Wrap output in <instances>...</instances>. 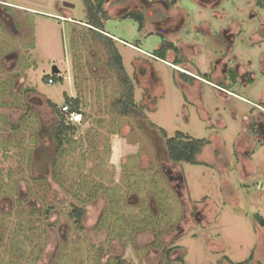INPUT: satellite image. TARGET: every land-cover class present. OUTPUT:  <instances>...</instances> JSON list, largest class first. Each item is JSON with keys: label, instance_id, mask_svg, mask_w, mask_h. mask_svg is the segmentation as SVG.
I'll use <instances>...</instances> for the list:
<instances>
[{"label": "rangeland", "instance_id": "rangeland-1", "mask_svg": "<svg viewBox=\"0 0 264 264\" xmlns=\"http://www.w3.org/2000/svg\"><path fill=\"white\" fill-rule=\"evenodd\" d=\"M129 2L150 20L157 3H103L104 29L121 39L116 46L141 115L112 108L121 92L116 73L88 28L71 21L85 20L82 0H0V264H236L251 255L250 264H264V226L256 218H264V147L256 146L249 175L234 158L249 106L206 84L187 98L171 64L124 45L141 39L152 51L159 42L118 16ZM176 2L186 19L180 38L203 47L193 57L203 70L213 58L206 30L236 22L234 57L256 81L233 91L264 106L261 1ZM53 67L61 80L46 82ZM65 95L80 99L82 121L53 164L47 101L61 107ZM159 129L209 140L199 163L171 161ZM74 206L85 208L80 223Z\"/></svg>", "mask_w": 264, "mask_h": 264}, {"label": "flooded vegetation", "instance_id": "flooded-vegetation-1", "mask_svg": "<svg viewBox=\"0 0 264 264\" xmlns=\"http://www.w3.org/2000/svg\"><path fill=\"white\" fill-rule=\"evenodd\" d=\"M259 1L261 2H258L257 4H261L262 7H264V0ZM133 2H129L127 5H124V9L122 10H126V12L138 10L145 15L146 12L143 6L139 7V4H134ZM155 2L157 3V6L155 5V7H151L148 11L153 16V18L149 21L150 26L156 30V33L161 35V38L165 40L163 42L170 43L168 40L173 37L176 38V40H181L179 32L184 26H186V19L182 14L181 9L178 7L176 0H155ZM199 2V4L203 6H213L218 4L220 0H199ZM201 25L209 28V24L205 21L201 22ZM236 33L237 35L239 34V28L235 21H232L225 28H219L218 31L212 32L210 29L206 30V45L209 44L213 47L211 51L213 52L214 58L211 60V66H213L211 68H213V70H211L212 72L209 73V75L208 73L201 71L197 76H194L187 73V71L178 64L170 63L173 69L188 76L185 78L181 74L183 80L185 81L184 92L187 98L191 99L200 96L199 90L196 89L197 84L194 81L197 78L199 80L204 79L202 81L218 92L221 97H234L249 106L247 112L241 113L240 118L242 122V129L239 134V138L236 141L237 147L234 153L235 162H237L236 165L238 166L239 171L240 168H242L244 170V174L249 175L250 168L253 167L252 156L256 151V146L260 145L261 147H264V106L233 91V88L236 86L247 88L248 86L253 85L256 81L254 72L250 71L247 66L240 63L234 57L233 45L236 41ZM252 36H257V34ZM252 39L258 42V40L261 39V36L254 37ZM163 42H161L158 49L162 47ZM171 47L172 48L167 51H171L172 53L174 52L176 55L175 57L178 58L180 62L188 64V60L186 58L183 59L181 56H177L179 55V51L181 52V48L178 49L175 44ZM174 49H176V51ZM215 54H217V56L214 57ZM258 60L259 74L264 77V52L260 54ZM174 66H177L178 68ZM232 112L234 113L235 111L232 110ZM208 144L209 140L206 145Z\"/></svg>", "mask_w": 264, "mask_h": 264}, {"label": "trees", "instance_id": "trees-1", "mask_svg": "<svg viewBox=\"0 0 264 264\" xmlns=\"http://www.w3.org/2000/svg\"><path fill=\"white\" fill-rule=\"evenodd\" d=\"M85 8V26L88 28L92 40L98 42L104 49L107 55V65L112 68L117 76V80L121 86V92L117 99L112 102V108L118 111L122 115H141L139 108L134 101V85L127 75L124 65L122 63V57L116 46V40L107 36L104 29V21L108 18V13L103 7L105 0H82ZM124 18H131L136 21L138 30H142L145 25V15L138 10H132L123 15ZM74 20V19H72ZM171 43L163 42L160 49L155 50L153 54L156 57L164 59L167 50L171 49ZM176 51V49H174ZM182 76L187 78L188 76L181 73ZM49 78H52L54 82L61 80L59 76L45 75L43 79L47 82ZM64 102L69 105L70 110H81L80 99L78 97H71L65 95ZM48 105L54 113V122L50 131V139L53 143L52 151L50 152L53 157L52 163H55L56 155L62 149L66 137L71 134L72 131H76L77 126L66 123L64 116L61 114L60 107L55 102L47 101ZM14 129L15 126L12 125ZM165 138V146L169 159L173 162H187L191 164H198L197 155L201 153L208 140L205 138H194L181 131H176L173 136L168 137L165 131L159 129ZM85 214V208L74 206L71 211V215L74 216L76 223H80L83 215ZM259 223L264 226V218L256 215ZM170 251V250H169ZM169 251H167L169 253ZM253 260L252 255L245 261L238 262L236 264H250ZM118 264H122L119 262ZM255 264H262L260 261Z\"/></svg>", "mask_w": 264, "mask_h": 264}, {"label": "crops", "instance_id": "crops-1", "mask_svg": "<svg viewBox=\"0 0 264 264\" xmlns=\"http://www.w3.org/2000/svg\"><path fill=\"white\" fill-rule=\"evenodd\" d=\"M127 12H126V10H125V12L123 13V14H120V15H118L119 17H121V18H124L123 17V15L124 14H126ZM146 15V14H145ZM108 17H109V15H108ZM145 18H146V20H145V25H144V28L140 31V30H138V27H137V31H138V35L139 36H141V33H143L144 34V30H147L149 33L146 35V36H144V37H148V35H156V36H158V38H159V42L155 45V48L154 49H152V51H147V50H144V49H142L141 48V46H139V44L138 43H140L139 41H141V39L140 40H138V42L137 43H135V44H133V43H130V42H125V40H122L123 42H124V45L125 44H127L126 46H128L129 48H131V49H133V50H135L136 52H138V53H141V54H143L145 57H148L149 59H152V57L151 56H153V57H156L154 54H153V52L155 51V50H158V47L160 46V44H161V42H163V41H165V40H163L162 38H161V35L159 34V33H156V30H154V28L152 27V26H150V23H149V21H150V18L146 15L145 16ZM147 20H148V22H147ZM71 21H75L76 23H79V24H81V25H84L85 26V23L82 21V20H76V19H74V20H72L71 19ZM113 36V35H112ZM114 37V36H113ZM115 39H118V40H120L121 41V39H119V38H117V37H114ZM167 41V40H166ZM173 46H174V44H175V46L179 49V48H181V52L179 51V55H177L178 57L179 56H181V58H186L187 60H188V64H185V63H182V62H180V60L178 59V58H176L175 56V54H174V52L172 53L171 51H167L166 53H165V56H164V60L165 61H168L169 63L171 62V63H176V64H178L179 66H181L183 69H185L186 71H187V73H189V74H192V75H194V76H197L198 75V73L199 72H201V71H203L204 73H211L212 71L211 70H213V68H211V67H213V66H211V61H210V65H209V67L207 68V69H205V70H203V67H201L200 65H197V63H196V58L194 59L193 57H194V55H200L199 53H200V51L202 50V46H199L198 45V43L197 42H190L191 40H189V41H182V40H176V38H170L169 40H168ZM132 45V46H131ZM201 48V49H200ZM196 56V57H197ZM215 56H217V54H215ZM214 56V57H215ZM157 58H159V57H157ZM155 59V58H154ZM159 59H162V58H159ZM214 59V58H213ZM153 60V59H152ZM212 60V59H211ZM123 61V60H122ZM135 61H138L137 59H135ZM148 61V60H147ZM155 61V60H154ZM156 61H157V59H156ZM143 63H146V64H148L149 65V62H143ZM123 65H124V62H123ZM145 65V64H144ZM216 66H218V65H216ZM149 67H153V65L151 64V66H149ZM170 67V66H169ZM155 72V70H154V68H153V73ZM155 74H156V72L154 73V77H155ZM176 74H177V77L175 76V78L178 80V82L180 83V85L182 86V88L184 89V87H185V81L183 80V77L180 75L181 74V72H177L176 71ZM195 79V78H194ZM157 80L159 81V77L157 78ZM202 80H204V79H202ZM202 80H199V79H195L194 81L196 82V84H197V90H200V88H202V86L204 85V84H206L204 81H202ZM207 86H208V84H206ZM234 111H236L235 109H234Z\"/></svg>", "mask_w": 264, "mask_h": 264}, {"label": "built area", "instance_id": "built-area-1", "mask_svg": "<svg viewBox=\"0 0 264 264\" xmlns=\"http://www.w3.org/2000/svg\"><path fill=\"white\" fill-rule=\"evenodd\" d=\"M176 67V66H174ZM178 68V67H176ZM58 74V73H56ZM54 75V74H53ZM56 76H59V75H56ZM53 82V79L50 78L49 79V83ZM60 111H61V114L64 116L65 118V122L66 123H69V124H72V125H79L81 124V121H82V111L81 110H70V107L68 104H64L60 107Z\"/></svg>", "mask_w": 264, "mask_h": 264}, {"label": "water", "instance_id": "water-1", "mask_svg": "<svg viewBox=\"0 0 264 264\" xmlns=\"http://www.w3.org/2000/svg\"><path fill=\"white\" fill-rule=\"evenodd\" d=\"M63 5H64V6H67V7H69V8H73V7H74V4H73V3H71V2H66V1L63 2ZM56 72H58V69H57L56 67H53L52 74H54V73H56Z\"/></svg>", "mask_w": 264, "mask_h": 264}, {"label": "clouds", "instance_id": "clouds-1", "mask_svg": "<svg viewBox=\"0 0 264 264\" xmlns=\"http://www.w3.org/2000/svg\"><path fill=\"white\" fill-rule=\"evenodd\" d=\"M104 34H106L107 36H109V37H111L112 39H114V40H118V39H115L112 35H109L108 33H104ZM127 45V44H126ZM132 46V45H131ZM153 57V56H152ZM155 59H157V60H163L164 62H166L167 64L169 63L168 61H165L164 59H159V58H157V57H154ZM169 64H171V63H169ZM168 64V65H169Z\"/></svg>", "mask_w": 264, "mask_h": 264}]
</instances>
